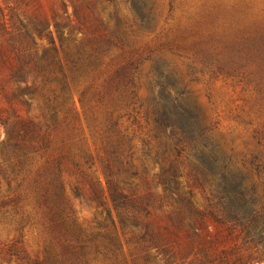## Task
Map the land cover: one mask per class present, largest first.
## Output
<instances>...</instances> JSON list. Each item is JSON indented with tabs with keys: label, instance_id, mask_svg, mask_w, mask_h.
<instances>
[{
	"label": "trees",
	"instance_id": "trees-1",
	"mask_svg": "<svg viewBox=\"0 0 264 264\" xmlns=\"http://www.w3.org/2000/svg\"><path fill=\"white\" fill-rule=\"evenodd\" d=\"M70 1L83 36L64 40V60L55 53V46L38 44L35 34L47 35L54 42L45 22L30 25V21L15 18L13 12L6 21L0 9V63L8 68L10 81L18 84L12 96L0 87L8 104L0 108L4 134H0V176L7 183L3 201L13 205L11 223L17 232L5 244L6 260L16 264H94L100 254L106 264H128L126 244L133 264H151L153 248L163 253L165 264H180L177 257L181 262L189 259L187 264H223L229 249H217L216 239L209 236L207 218H211L243 240L248 252L240 250L233 263L264 261V132L254 126L253 146L245 151L234 146L224 149L216 138L219 122L207 118L165 56L169 52L185 58L192 78L206 71L214 77L251 74L264 98V30L227 41L221 49L204 38L188 43L181 33L167 36L158 46L150 47L146 56L135 57L137 50H131L116 62L113 73L104 78V87L99 88L97 80L106 65L103 56L112 46L126 51L129 35L155 31L157 8L153 0H128L132 19L116 9L111 29L101 16L92 23L82 3ZM98 1L93 0L94 7ZM146 60L151 62L150 94L141 100L139 74ZM253 64L254 71L247 72ZM33 98L38 100L36 115L22 114L11 103L19 100L28 110ZM137 103L144 107L146 118L152 119L150 132L141 141L142 146H148L146 155L160 165L154 178L165 191L177 194L179 206L170 209L166 225L153 223L154 197L134 192L139 181L148 184L136 163L143 159L136 156L137 132L131 124L135 119L130 121ZM82 116L95 154L87 143ZM96 161L104 181L97 174ZM184 170L189 186L181 192ZM102 184L109 192L120 231L107 208L112 229L88 237L75 223L71 198L83 197L105 206ZM193 186L205 196L203 208L193 201ZM31 227L41 228L44 236L37 247L29 248L26 229ZM181 233L189 238L185 250L177 254L173 242L181 240Z\"/></svg>",
	"mask_w": 264,
	"mask_h": 264
},
{
	"label": "rangeland",
	"instance_id": "rangeland-1",
	"mask_svg": "<svg viewBox=\"0 0 264 264\" xmlns=\"http://www.w3.org/2000/svg\"><path fill=\"white\" fill-rule=\"evenodd\" d=\"M84 5V11L96 24L95 17L101 16L107 22L109 28L113 29L115 20L113 14L118 9L121 16H129L132 19L130 3L128 0H99L94 7L93 0H77ZM158 14V24L156 30L152 32H136L129 35L126 40V51L123 48L112 46L108 53L103 56L106 65H104L97 85L103 88L104 78H109L115 69L117 61H122L129 56L131 50H137L135 57L146 56L150 47L158 44L168 37L175 34H182L187 38V42L204 38L212 40L209 42L221 49L225 42L231 41L237 37L256 33L264 30V21L256 20L248 15V0H153ZM96 3V1H95ZM0 9L5 14L8 21L9 13L13 12L15 18H20L24 23L30 21V25L35 22L43 21L52 36L53 43L47 35L39 36L35 34L36 40L41 47H56L55 53L64 60V49L68 38L79 40L83 33L76 27L77 21L74 19L73 6L70 0H0ZM1 15V14H0ZM2 17V15H1ZM62 38V40L60 39ZM73 44H70L72 46ZM166 58L172 63L173 68L178 72L180 81L188 84L192 91V96L202 106L207 118L219 122V132L216 138L221 142L224 149L229 150L234 146L237 151H245L253 146L252 132L254 126H259L264 132V98L263 93L259 91L256 81L251 74H220L217 77L210 76L206 72H198L196 78H192L187 73L185 58L179 57L173 53L165 52ZM150 61L146 60L143 64L141 74H139L138 97L146 100L150 94L148 78L150 76ZM255 65L250 66L249 71H254ZM29 78L28 82H31ZM24 83H20L23 85ZM3 87L5 94L12 96V89L16 91L18 84L10 81L8 68L0 63V87ZM73 93L76 96V89L73 87ZM116 94V93H115ZM125 96L122 92L121 98ZM24 97L28 98L27 95ZM12 105L22 114L36 115L39 113L37 106L38 100L33 98L32 106L27 110L26 106L19 100L12 99ZM137 103L135 110L131 111V120H134L132 128H135L137 137L134 139L136 144V156L139 155L142 160H136L138 167L148 179L145 185L139 179V185L134 190L136 195L145 197H154L153 223L166 225L168 223V214L170 209L179 206L176 201L177 194L165 191L162 185L156 182L155 173L159 171L160 165L154 161L148 152V146H142L141 137L150 132L152 119L146 118L144 107H139ZM262 106V108H261ZM8 104L0 94V108H7ZM80 108V106H79ZM104 109V108H102ZM4 112V111H3ZM251 121V122H249ZM129 122V121H128ZM127 122V123H128ZM82 123L87 136V143L91 151L95 154V144L90 135L84 116ZM130 123V122H129ZM1 137H4L2 127L0 126ZM139 136V137H138ZM143 147V149H142ZM2 155L0 154V161ZM97 174L104 181L101 167L96 161ZM181 180V192H186L189 186V178L184 170ZM105 184H102V194L107 200L106 205H98L95 202L88 201L85 198L72 197L73 217L75 223L80 227L86 236L101 235L109 229H112V223L107 215V208L111 211V217L115 221V226L120 231V226L116 211L109 199V192ZM7 183L0 176V264H16V261H7L5 258L4 247L11 239L17 236L13 229L11 203H4L3 199L7 191ZM193 201L199 208H203L206 199L199 187L193 186ZM161 204V207H160ZM32 205V204H31ZM31 205H28L29 209ZM209 227V236L217 241V249H229L223 264H242L233 263L232 260L239 251L248 252L243 245V240L236 235V231L230 232L225 226L218 225L211 218H207ZM27 237L30 247H37L38 242L42 241L44 233L39 227L27 228ZM181 240L173 242V250L179 254L185 250V242L189 237L181 233ZM102 237L99 236V240ZM120 238L124 242V236ZM216 244V243H215ZM124 258L128 264H133L132 256L127 250L125 244ZM155 255L151 264H165V256L151 249ZM177 262L187 264V261L181 262L177 257ZM246 264H264V261H248ZM94 264H106V261L99 254Z\"/></svg>",
	"mask_w": 264,
	"mask_h": 264
},
{
	"label": "clouds",
	"instance_id": "clouds-1",
	"mask_svg": "<svg viewBox=\"0 0 264 264\" xmlns=\"http://www.w3.org/2000/svg\"><path fill=\"white\" fill-rule=\"evenodd\" d=\"M248 15L256 20L264 21V0H248Z\"/></svg>",
	"mask_w": 264,
	"mask_h": 264
}]
</instances>
